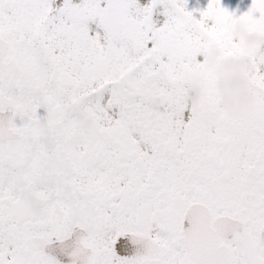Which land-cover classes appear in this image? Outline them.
Masks as SVG:
<instances>
[{
	"label": "snow or ice",
	"instance_id": "obj_1",
	"mask_svg": "<svg viewBox=\"0 0 264 264\" xmlns=\"http://www.w3.org/2000/svg\"><path fill=\"white\" fill-rule=\"evenodd\" d=\"M237 24L264 0H0V264H264V61L239 114L206 62Z\"/></svg>",
	"mask_w": 264,
	"mask_h": 264
},
{
	"label": "flooded vegetation",
	"instance_id": "obj_2",
	"mask_svg": "<svg viewBox=\"0 0 264 264\" xmlns=\"http://www.w3.org/2000/svg\"><path fill=\"white\" fill-rule=\"evenodd\" d=\"M223 3L231 9H236L237 5H239V11L242 12L247 10L251 0H223ZM232 34L236 44L250 54L228 53L223 45L217 44L209 50L206 62L209 66L215 68L219 74L215 88L221 98L224 110L235 114V110L230 107V103L237 102L241 93L233 92L230 86L236 83L237 77L248 81L249 85L250 74L257 63L254 57L264 61V47H261V45H264V34L251 32L243 24L234 26ZM239 65H243V67H237ZM247 94H249L248 86ZM204 95L205 87L201 81L197 80L193 83L188 93V98L193 105L199 106Z\"/></svg>",
	"mask_w": 264,
	"mask_h": 264
},
{
	"label": "clouds",
	"instance_id": "obj_3",
	"mask_svg": "<svg viewBox=\"0 0 264 264\" xmlns=\"http://www.w3.org/2000/svg\"><path fill=\"white\" fill-rule=\"evenodd\" d=\"M237 67H243V65H239ZM247 86H248V81L242 80L241 77H237L236 83L230 86V89L233 92L241 93V95L238 96L237 102L230 103V107H232L235 110L236 114H239L240 112H242L244 109H246L251 105L253 97L247 94Z\"/></svg>",
	"mask_w": 264,
	"mask_h": 264
},
{
	"label": "rangeland",
	"instance_id": "obj_4",
	"mask_svg": "<svg viewBox=\"0 0 264 264\" xmlns=\"http://www.w3.org/2000/svg\"><path fill=\"white\" fill-rule=\"evenodd\" d=\"M199 5V6H206L207 4V0H189V6H195V5Z\"/></svg>",
	"mask_w": 264,
	"mask_h": 264
}]
</instances>
